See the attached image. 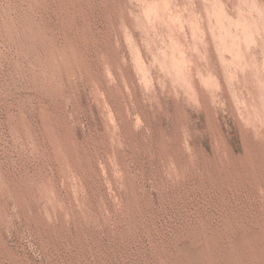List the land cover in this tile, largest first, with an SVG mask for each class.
<instances>
[{
	"label": "rangeland",
	"instance_id": "rangeland-1",
	"mask_svg": "<svg viewBox=\"0 0 264 264\" xmlns=\"http://www.w3.org/2000/svg\"><path fill=\"white\" fill-rule=\"evenodd\" d=\"M259 245L264 0H0V264Z\"/></svg>",
	"mask_w": 264,
	"mask_h": 264
},
{
	"label": "bare ground",
	"instance_id": "bare-ground-1",
	"mask_svg": "<svg viewBox=\"0 0 264 264\" xmlns=\"http://www.w3.org/2000/svg\"><path fill=\"white\" fill-rule=\"evenodd\" d=\"M89 66H90V65H89ZM102 86H103V85H102ZM143 217H144V216H143ZM145 217H146V216H145ZM147 222H148V221H147ZM225 229H226V228H225ZM223 231H224V230H223ZM211 233H212V232H211ZM211 233H210V234H211ZM210 234H209V235H210ZM205 235H206V234H205ZM203 236H204V235H203ZM207 236H208V233H207ZM207 236H206V238H205V236L203 237V240H204V238H205V241H203V242H205V243H204V244H205V248L207 249V250H206V249H205V250L208 251V253H206V252H205V253H206L207 255H209L210 258L212 259V255H211V252H212V251H211V250H212V246H213V244H214V243H213V238H212L211 236H208V237H207ZM236 236H237V235H236ZM241 236L243 237L244 235H242V233H241ZM248 236H249V235H246V237H244V239H243V240H244L243 243L245 242V240L248 239V238H247ZM239 237H240V236H239ZM250 237H251V236H250ZM250 237H249V238H250ZM246 238H247V239H246ZM240 239H241V238H239V240H240ZM251 239H252V238H251ZM237 240H238V237H237ZM247 241H248V240H247ZM250 241L252 242V240H250ZM250 241H248V243H249ZM254 241H255V240H254ZM254 241H253L252 243L254 244V246H256ZM251 242H250V243H251ZM217 243H218V240H217ZM253 244H252V245H253ZM202 245H203V244H202ZM216 245H217V244H216ZM248 245H249V244H248ZM251 247H252V246H251ZM259 247H260L259 249H260V252H261V249H262V248H261V245H259ZM263 247H264V246H263ZM182 248H183V246H182ZM218 248H219V247H218ZM185 249L188 250L187 247H185ZM185 249H184V250H185ZM215 249H216V248H215ZM215 249H214V250H215ZM235 249H236V248H235ZM235 249L232 250V248H231V250H232L233 252L235 251ZM240 249H241V248H240ZM254 249L258 251V248H254ZM254 249H253V250H254ZM189 250H190V248H189ZM201 250H203V249H200V251H201ZM237 250H239V249H238V246H237ZM255 250H254V251H255ZM262 250H264V249H262ZM190 251H191V250H190ZM190 251H189V252H190ZM187 252H188V251H187ZM192 252H193V250L191 251V253H192ZM202 252H203V251H202ZM216 252H218V251H216ZM236 252H237V251H236ZM240 252H241V250H240ZM240 252H238V253H240ZM251 252H252V251H251ZM260 252H259V253H260ZM262 252H263V251H262ZM200 253H201V252H200ZM203 253H204V252H203ZM238 253H237V254H238ZM214 254H215V252H214ZM237 254H235V255H237ZM248 254H249V253H248ZM194 255H196L195 252H194ZM220 255H221V254H220ZM230 255H231V253H230ZM232 255H233V253H232ZM239 255H240V254H239ZM158 256H159V255H158ZM192 256H193V254H192ZM199 256H200V255H199ZM213 256H214V255H213ZM221 256H222V255H221ZM248 256H249V255H248ZM261 256H263V255L261 254ZM261 256H259L257 253H253V254L251 255V261H250V258H249V257H248L249 260H247V261H249L250 264H251V263H252V264H264V260H263V258H262ZM217 257H218V255H217ZM222 257H223V256H222ZM233 257H235V256H233ZM196 258H197V257H196ZM204 258L206 259V263L209 262V261H207L208 257H207V258L204 257ZM210 258H209V259H210ZM218 258H219V257H218ZM224 258H225V257H224ZM236 258H237V259H238V258L240 259V258H241V255H240V257H238V255H237ZM248 258H247V259H248ZM211 259H210V260H211ZM216 259H217V258H216ZM230 259H231V258H230ZM212 260H213V259H212ZM218 260H219V259H218ZM233 260H235V262H236V259L233 258ZM158 261H159V260H158ZM214 261H215V260H214ZM161 262H162V261H161ZM221 262H223V260H221ZM237 262H239V261L237 260ZM164 263H165V262H164ZM212 263H213V262H212ZM212 263H211V264H212ZM218 264H219V263H218ZM224 264H225V263H224ZM226 264H227V263H226ZM231 264H234V263H231ZM236 264H237V263H236Z\"/></svg>",
	"mask_w": 264,
	"mask_h": 264
}]
</instances>
